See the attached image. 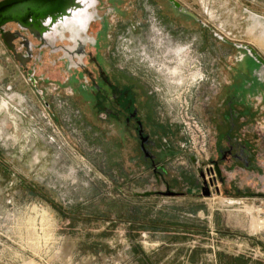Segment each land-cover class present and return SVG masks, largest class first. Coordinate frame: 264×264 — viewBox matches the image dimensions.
<instances>
[{
	"label": "rangeland",
	"instance_id": "374dc122",
	"mask_svg": "<svg viewBox=\"0 0 264 264\" xmlns=\"http://www.w3.org/2000/svg\"><path fill=\"white\" fill-rule=\"evenodd\" d=\"M177 1L201 21L167 0H99L88 37L106 24L102 52L159 93L166 123L148 126L161 146L155 167L127 128L83 104L77 58L68 65L48 48L23 69L0 35V104L10 102L0 108V264H264V229L244 209L264 219V109L233 132L252 166L213 172L231 131L214 119V98L230 68L248 78L264 70L251 55L239 62L243 48L233 44L257 41L264 0ZM180 47L182 84L167 72Z\"/></svg>",
	"mask_w": 264,
	"mask_h": 264
},
{
	"label": "flooded vegetation",
	"instance_id": "af4514ba",
	"mask_svg": "<svg viewBox=\"0 0 264 264\" xmlns=\"http://www.w3.org/2000/svg\"><path fill=\"white\" fill-rule=\"evenodd\" d=\"M98 4L99 0L91 1L88 8L78 11L73 18H68L58 27L57 32L47 37L44 42L29 30L20 29L17 23H8L16 25V28L12 30L6 28L7 24L5 30L16 33L13 39L14 49L21 55V59H24L25 66L16 59L13 51L5 46L23 69H26L28 63L34 58L35 51L42 53L48 48L51 52L62 50L68 65L74 58H77L76 67L79 68L80 80L79 95L83 104L94 109L101 122L127 128V132H130L138 140L143 157L155 167L158 151L157 141L152 137L148 126L166 123L163 117H157L161 108L159 93L149 89V81L138 72L131 70L127 65L116 64L115 55L111 49L107 53L102 52L104 37H111L105 32L106 24L97 31L93 40L88 38L90 28L97 18ZM63 40L68 41V46L60 45ZM89 43L95 52L88 49ZM245 50L243 48L239 62H247L245 58L251 55ZM41 58L42 56H39L38 59L41 60ZM256 62L258 66H264L259 61L256 60ZM257 63L254 62V64ZM237 69L242 70V67L238 66ZM252 75L261 82L260 78H263L264 70H259L256 73L253 70ZM31 80L33 83L36 82L34 77ZM234 129L235 127H232L225 142L218 146L220 162L214 160L215 166L213 167V172L218 176L221 174L220 165L223 163L239 162L248 168L252 166L254 154L247 149L242 138L233 135Z\"/></svg>",
	"mask_w": 264,
	"mask_h": 264
},
{
	"label": "water",
	"instance_id": "95a60500",
	"mask_svg": "<svg viewBox=\"0 0 264 264\" xmlns=\"http://www.w3.org/2000/svg\"><path fill=\"white\" fill-rule=\"evenodd\" d=\"M93 0H0V35L4 44L13 51L17 60L25 66L24 59L16 53L13 39L16 33L5 30V26L10 22L18 24L20 29L29 30L40 41L44 42L47 37L57 32L68 18H73L80 10L88 8ZM182 13L201 21L193 12L183 7L177 0H169ZM213 30V29H212ZM19 35V32H17ZM215 36L224 42H229L223 35L215 32ZM239 48L246 49L257 61L264 65L263 56L250 44L234 43ZM33 77H31L32 79ZM143 146V145H142ZM191 158L197 160L196 155L191 154ZM203 194L210 195L209 187L205 183Z\"/></svg>",
	"mask_w": 264,
	"mask_h": 264
},
{
	"label": "crops",
	"instance_id": "0c3cea01",
	"mask_svg": "<svg viewBox=\"0 0 264 264\" xmlns=\"http://www.w3.org/2000/svg\"><path fill=\"white\" fill-rule=\"evenodd\" d=\"M254 13V12H253ZM260 13V14H257ZM256 14L264 21V11ZM255 26L260 28V35L257 41L250 42L254 48L264 57V22L254 19ZM247 43L249 41H243ZM235 42H233L234 44ZM236 46V45H234ZM237 47V46H236ZM239 48V47H238ZM239 53H243L242 51ZM246 57L245 59H247ZM245 71L240 69H231L228 71L225 80L217 91L214 98L216 103V113L214 119H221L222 125L232 127L237 125H250V123L260 122L264 109V84L257 81L253 75L250 78L245 77ZM241 79L242 84L237 83ZM243 79V80H242ZM213 119V120H214ZM227 135V134H226ZM227 136H225L226 138ZM226 140V139H224ZM157 145L160 148L159 140Z\"/></svg>",
	"mask_w": 264,
	"mask_h": 264
},
{
	"label": "bare ground",
	"instance_id": "6f19581e",
	"mask_svg": "<svg viewBox=\"0 0 264 264\" xmlns=\"http://www.w3.org/2000/svg\"><path fill=\"white\" fill-rule=\"evenodd\" d=\"M185 51L186 50L183 47L177 48L175 50V54L177 56V64L174 67H168L167 69L168 74H170L171 77H174V81H176L178 84H182L184 80L187 78L186 74L184 73V64L187 60ZM197 73L198 72H192L190 75H192V78L195 79L197 77ZM0 108L9 112L10 102L6 99L3 100V102L0 104ZM244 209L250 214H252L253 217L252 227L255 229H259V228L264 229V219L258 218L254 214L256 211H259V209L255 208L254 206H246V205Z\"/></svg>",
	"mask_w": 264,
	"mask_h": 264
},
{
	"label": "built area",
	"instance_id": "2783aa9c",
	"mask_svg": "<svg viewBox=\"0 0 264 264\" xmlns=\"http://www.w3.org/2000/svg\"><path fill=\"white\" fill-rule=\"evenodd\" d=\"M222 35V33H220ZM224 36V35H223ZM225 37V36H224ZM226 38V37H225ZM187 128H191L192 124L191 122H185L184 123ZM194 124H196V121H194Z\"/></svg>",
	"mask_w": 264,
	"mask_h": 264
}]
</instances>
